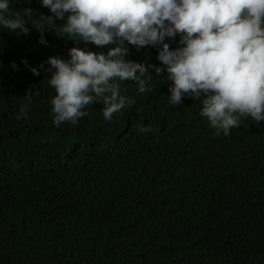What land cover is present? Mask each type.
Returning <instances> with one entry per match:
<instances>
[{
    "label": "trees",
    "instance_id": "trees-1",
    "mask_svg": "<svg viewBox=\"0 0 264 264\" xmlns=\"http://www.w3.org/2000/svg\"><path fill=\"white\" fill-rule=\"evenodd\" d=\"M12 7L52 15L41 0ZM28 27L0 29V264H264V120L217 135L198 101L168 104L171 81L154 76L144 93L123 82L136 101L112 121L95 103L56 126L47 57L108 46L47 27L42 44ZM128 47V59L161 65L157 46Z\"/></svg>",
    "mask_w": 264,
    "mask_h": 264
},
{
    "label": "clouds",
    "instance_id": "clouds-1",
    "mask_svg": "<svg viewBox=\"0 0 264 264\" xmlns=\"http://www.w3.org/2000/svg\"><path fill=\"white\" fill-rule=\"evenodd\" d=\"M52 15L37 17L31 8L13 10V0H0V29L27 34L37 26L72 40L108 46L107 51L72 46L69 56L50 55L45 71L54 88L51 112L56 126L79 123L89 108L101 103L112 121L135 96L122 90H151L153 77L167 79V102L179 105L190 96L200 103L216 134L228 135L245 119L264 120V0H41ZM67 14V15H66ZM57 18L64 23H56ZM179 34L172 48L166 37ZM158 47L161 65L128 59V45ZM25 65L28 61L24 59ZM14 67H18L15 61ZM41 64V67L43 66ZM35 75L40 68L28 65ZM154 69V72L152 71ZM33 91L24 95L17 118L29 115ZM144 133L151 125H141Z\"/></svg>",
    "mask_w": 264,
    "mask_h": 264
}]
</instances>
